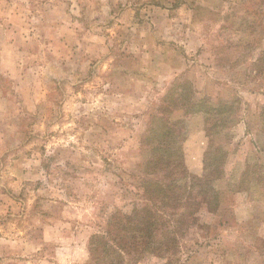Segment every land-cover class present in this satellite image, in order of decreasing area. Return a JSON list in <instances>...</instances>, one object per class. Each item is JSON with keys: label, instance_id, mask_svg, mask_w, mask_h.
<instances>
[{"label": "rangeland", "instance_id": "rangeland-1", "mask_svg": "<svg viewBox=\"0 0 264 264\" xmlns=\"http://www.w3.org/2000/svg\"><path fill=\"white\" fill-rule=\"evenodd\" d=\"M260 1L0 0V264H89L91 235L139 201L141 136L184 80L236 111L213 138L222 204L199 211L173 264H264ZM206 127L186 119L197 176Z\"/></svg>", "mask_w": 264, "mask_h": 264}, {"label": "trees", "instance_id": "trees-1", "mask_svg": "<svg viewBox=\"0 0 264 264\" xmlns=\"http://www.w3.org/2000/svg\"><path fill=\"white\" fill-rule=\"evenodd\" d=\"M259 3V11L264 14V0ZM257 62L263 63L264 57ZM195 96L190 81H177L151 116L148 129L140 139L145 150L137 189L140 199L131 213L112 214L105 231L91 235L89 264H140L150 255L165 260L164 264H173L180 260L179 240L197 225L199 211L203 207L210 212L220 208L222 194L216 184L225 175L227 152L213 138L231 123L229 116H235V104L215 105L206 99L196 100ZM179 110L182 115L173 119ZM260 111L264 134V106ZM200 115L207 120L209 146L203 159L204 173L197 176L188 169L183 144L187 140L186 119ZM260 136L257 147L264 152L258 144ZM244 190L248 189L244 187Z\"/></svg>", "mask_w": 264, "mask_h": 264}, {"label": "crops", "instance_id": "crops-1", "mask_svg": "<svg viewBox=\"0 0 264 264\" xmlns=\"http://www.w3.org/2000/svg\"><path fill=\"white\" fill-rule=\"evenodd\" d=\"M260 12V11H259ZM263 13V12H262ZM261 12H260V14H261V17L258 19V15H256L257 17H256V19H255V21L256 20H258L259 22L258 23H254L253 25H251L250 26V29H253V31H255V32H257L256 30H258V29H260V30H262V26L264 25V14H262ZM252 31V32H253ZM255 32H253V33H255ZM256 34V33H255ZM261 57H264V49H260V52L257 54V58H256V62L257 61H259V59L261 58ZM191 82V81H190ZM192 83V82H191ZM196 92V91H195Z\"/></svg>", "mask_w": 264, "mask_h": 264}]
</instances>
